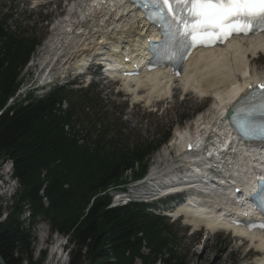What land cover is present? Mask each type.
Segmentation results:
<instances>
[{"label": "trees", "instance_id": "1", "mask_svg": "<svg viewBox=\"0 0 264 264\" xmlns=\"http://www.w3.org/2000/svg\"><path fill=\"white\" fill-rule=\"evenodd\" d=\"M7 17L0 21V163L10 161L17 188L9 204L0 201L2 259L42 264L44 253L34 259L30 245L33 226L44 222L51 233L66 237L68 264H183L170 224L143 204L109 207L107 193L125 182L124 172L141 176L169 131L125 148L112 136L116 123H108L105 114L98 137L90 145L78 144L72 118L97 106L87 92L54 88L42 98L30 93L9 103L38 41L9 30ZM64 98L68 110L60 114L56 104Z\"/></svg>", "mask_w": 264, "mask_h": 264}, {"label": "rangeland", "instance_id": "2", "mask_svg": "<svg viewBox=\"0 0 264 264\" xmlns=\"http://www.w3.org/2000/svg\"><path fill=\"white\" fill-rule=\"evenodd\" d=\"M65 7L66 3L62 0L57 7L52 4L43 9L32 8L23 0H0V19L5 14L12 15L11 19L7 20L6 23L9 30H25L27 31L26 34L36 36L42 43L52 33L49 26L50 23H53L54 20L56 21L57 15L63 17L66 12ZM53 34H55V31ZM52 35L49 39H51ZM46 42L39 51L35 52L31 60L36 59L41 52L46 51L44 49ZM64 55L63 57L66 58V61L69 60V57L66 56V51ZM76 61L77 58L71 57L70 63L75 64L77 63ZM254 62L251 65L257 70L263 71L264 59L259 58ZM34 70L35 68L27 66L21 73L24 78V85H28L30 88L35 84ZM116 91L117 89H114L111 84L104 86L102 89L99 86H94L90 88V95H99L98 101L103 105V109L98 116L110 114L108 123H116L114 125L116 127L112 130V136L116 138L118 146L129 149L146 139L155 140L160 138L166 128L171 126L169 141L173 137L174 131L186 125L189 118H191V113L202 105L200 99L193 97L183 100L182 96L177 92L171 103L162 104L156 113L147 114V112L143 111V107L134 106L130 108V104L126 105L124 101L122 102V99L124 100L127 97L122 98L121 95L116 94ZM205 108L207 107L205 106ZM123 109L126 110L125 116L120 114ZM89 112L91 113L88 114L94 115V112L90 110ZM93 115H88L85 120L82 119L80 122L81 127L92 131V134L95 133L92 124ZM95 122L97 121L95 120ZM97 124L95 125L96 127H98ZM165 145L166 143L162 146L165 147ZM3 189L5 195H8L14 190V185L3 181L0 183V191ZM155 210L158 213L157 209ZM169 222H173V220L170 219ZM172 224L173 230L177 232L176 248L183 256V264H251L253 261L248 256H244L245 248H239L238 244H235L234 240L226 234L208 235L205 231L192 233L180 221H175ZM41 236L43 238L42 241H40ZM32 238L30 248L34 259H39L41 254L44 253L42 264H60L52 255L55 251L56 238L52 235L46 223L37 222L33 226ZM229 239L230 242L228 241ZM62 264H66V261ZM135 264L139 263L136 261Z\"/></svg>", "mask_w": 264, "mask_h": 264}, {"label": "bare ground", "instance_id": "3", "mask_svg": "<svg viewBox=\"0 0 264 264\" xmlns=\"http://www.w3.org/2000/svg\"><path fill=\"white\" fill-rule=\"evenodd\" d=\"M76 7H85L87 9V0H80ZM114 10L115 13L111 14L110 11L100 9L98 13L106 11V18L108 21L104 22L100 19V24L98 22L97 25L92 27L86 26L87 29L84 31V34L79 33L81 30H77L76 32L73 31L74 24H72L70 19H67L60 25H57L54 28L55 34H53L51 39L46 42V46L44 47L46 51L41 52L40 55L37 56L31 63V65L35 66L34 71L36 73V77L40 75L41 69L50 65L51 61L57 58L60 54L63 58V56H65V51L66 56L69 57V60H67L68 63H70L71 57L77 58L78 56L83 55L85 49L97 52L100 51L101 47L99 45L103 43L102 40L105 37H110L119 41L120 39H124L123 37L132 36L134 41L136 40L137 45L141 39L140 35L142 34V31L140 30L143 29V25L137 29H135L134 26L141 24V22H139L140 19L131 15L123 20L122 7L114 8ZM127 10L128 9L126 8V11ZM70 13L71 11H69V14ZM136 19H138V21H136ZM73 22L75 23L76 21L73 20ZM121 28L130 30V32H135V35L134 33H123ZM98 31L100 32V42L95 41L97 38L95 39L94 33ZM258 49L263 50L264 52V44L243 45L241 43L235 50L227 51L225 55L218 57L217 64L215 66L213 65V61L203 63L198 69L192 67L191 71L183 76V79L181 80L188 79L192 75L196 76L192 84L193 91H191L194 95L199 97L203 93L209 95L212 94V105L204 112L205 114L201 117V119H198L195 122L193 130L197 137H211L214 136L216 132L218 134L224 133L227 125L226 120L222 117V111L226 108L225 105L243 89L242 85L246 84L245 80L257 76L256 70H250V61L249 57L246 56V53H254V51ZM76 62L77 63L75 64L77 65L81 64L83 61L77 60ZM245 71H248V74H246ZM162 83L163 82L158 83L156 85L158 89H156V87L142 81L135 82L132 78L131 80L122 81L121 87L133 94L135 99L145 98L150 100L152 96L161 98L170 90L172 81H168L160 86ZM180 133V130L176 131L175 144L171 141V146H175L180 160H188L190 153L184 152L181 144V140H185L186 137L183 136L182 138ZM190 137L192 138V136ZM246 155L253 159L251 153H245L241 149L238 151L237 159L230 168L234 174L245 173L244 162L247 159ZM180 211L190 216L189 219L193 226H197L199 223H202L207 227L206 229L209 233L214 232V224L212 223L213 219L209 214L211 209L207 206L202 207L195 200H191L186 206L182 207ZM187 219L188 217L186 220ZM256 236L257 235L252 234L249 238L253 241L256 239ZM42 240L43 238L41 236L40 241Z\"/></svg>", "mask_w": 264, "mask_h": 264}, {"label": "snow or ice", "instance_id": "4", "mask_svg": "<svg viewBox=\"0 0 264 264\" xmlns=\"http://www.w3.org/2000/svg\"><path fill=\"white\" fill-rule=\"evenodd\" d=\"M144 7L152 9L149 19L166 25V35L179 37L181 51L223 41L232 34L264 30V0H149ZM259 87L264 89V84ZM258 110H264V98L244 110L241 128L246 135L258 130L249 119Z\"/></svg>", "mask_w": 264, "mask_h": 264}, {"label": "water", "instance_id": "5", "mask_svg": "<svg viewBox=\"0 0 264 264\" xmlns=\"http://www.w3.org/2000/svg\"><path fill=\"white\" fill-rule=\"evenodd\" d=\"M0 264H6V262L2 259L1 256H0Z\"/></svg>", "mask_w": 264, "mask_h": 264}]
</instances>
